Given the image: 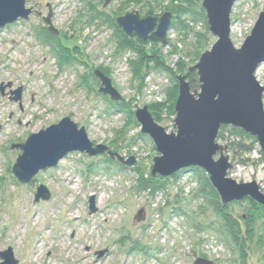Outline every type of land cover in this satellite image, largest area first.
Segmentation results:
<instances>
[{"label":"rangeland","instance_id":"obj_1","mask_svg":"<svg viewBox=\"0 0 264 264\" xmlns=\"http://www.w3.org/2000/svg\"><path fill=\"white\" fill-rule=\"evenodd\" d=\"M168 2L162 0L158 15ZM148 4L144 0H29V19L0 31V252L10 248L19 264H193L197 258L213 264H264V214L248 202L227 206L224 212L235 220L229 224L215 211L208 187L199 192L197 185L186 193L176 180L154 194L138 187L141 172L150 173L158 153L140 132L134 113L164 101L173 83L168 74L154 70L141 82V72L134 70L136 56L118 49L110 22L130 12L144 16ZM263 6L264 0L236 2L230 16L235 48L249 36ZM195 11V16L182 17L186 27L177 23L170 30L169 49L161 51L169 67L177 57L193 67L216 41L208 31L201 0ZM48 12L60 33L50 34V40L42 35L47 30L42 19ZM59 39L80 48L82 54L76 51L72 59L60 56ZM177 43L182 46L179 50L173 46ZM198 43L203 51L197 57ZM81 60H87L88 66ZM94 70L112 81L120 102L99 93ZM255 77L264 88V63ZM18 89L20 100L13 101L12 93ZM262 99L264 106V93ZM66 117L83 127L94 145H105L125 160L133 157L135 164L125 167L109 162L106 155L72 153L27 185L19 183L12 168L21 151L11 146L25 143L32 134ZM153 117L168 134L176 132L175 115L165 112ZM222 128L216 143L229 158L232 168L227 176L239 184L255 182L264 193V161L258 145L244 152L237 144L249 140L234 128ZM39 186L48 190L47 202L34 203ZM175 194L180 197L178 204ZM90 197L95 198L93 214ZM140 210L145 218L137 222Z\"/></svg>","mask_w":264,"mask_h":264},{"label":"water","instance_id":"obj_2","mask_svg":"<svg viewBox=\"0 0 264 264\" xmlns=\"http://www.w3.org/2000/svg\"><path fill=\"white\" fill-rule=\"evenodd\" d=\"M29 0H0V31L13 23L27 21L32 14L26 8ZM238 0H201L206 15L209 33L216 39L210 50L205 51L189 70L197 74L199 87L191 91L184 76H177L178 96L174 106L175 133L168 134L150 115L147 106L137 108L135 119L140 132L154 144L157 156L152 159V177L170 178L179 172L193 168L203 170L216 191L222 205L250 199L264 207V193L255 182L236 183L227 176L232 168L225 148L216 143L221 127L241 130L253 137L264 154V88L254 74L264 63V6L249 36L240 48H235L230 38L231 12ZM51 12L44 17L49 34L60 33L51 23ZM172 17L164 13L159 17H141L137 12L126 13L116 19L122 33L141 40H153L162 48L167 46V33ZM100 83L99 93L114 102L122 100L112 86V81L101 71H94ZM4 88L1 87V91ZM20 89L13 92V101L20 100ZM12 150L21 154L12 168L19 183L27 185L39 172L54 168L67 155L85 154L89 157L106 155L125 167L135 164L133 157L125 160L105 145H94L83 127H78L69 118H63L27 138L25 143L12 145ZM218 154V158L214 157ZM48 190L39 186L34 203L47 202ZM89 212H96L95 198L89 199ZM143 210L135 216L137 222L144 220ZM103 253H99V257ZM0 264H19L10 248L0 252ZM193 264H213L197 258Z\"/></svg>","mask_w":264,"mask_h":264},{"label":"trees","instance_id":"obj_3","mask_svg":"<svg viewBox=\"0 0 264 264\" xmlns=\"http://www.w3.org/2000/svg\"><path fill=\"white\" fill-rule=\"evenodd\" d=\"M144 1L149 3L148 11L145 12L144 16L138 12L137 13L141 17H147V16L159 17L164 13H170L172 17V23H171L170 30H172L177 23L182 24L183 27H186L184 21L182 20V17L186 15H194V16L197 15L198 12L195 11V6L197 2H199L200 0H169L167 6L163 8V12H160L159 15H158V12H156V9L161 7L160 5L162 3V0H150V1L144 0ZM151 3L154 4L153 7L151 6ZM110 25L113 27L114 37H115L118 49L127 50L136 56L137 61L135 63L136 67L134 68V70L136 73L137 72L139 73V71L141 72L140 74L141 82L143 81L144 76L150 70L166 73L170 76V79L172 80V83H173L172 86L166 90L165 100L162 102H153L147 105V109L150 115L152 117L154 115L159 116L165 112H167L169 115H175L174 106H175V102L178 96V85H177L176 78L177 76H184L186 82H188L190 86L191 91H194V90H197L199 87L196 72L190 71L189 69L191 67L188 66L186 61L181 57L175 58L173 67L167 66L164 60L165 58L161 53L162 47L160 46L158 42L153 41V40L144 41L136 37H132V38L126 37L122 33V31L118 28L116 24V18L112 22H110ZM42 35L46 40L52 39L51 35L45 29L42 31ZM202 39L205 40L207 38L204 36V38ZM66 41L67 40L59 39L57 42V47H58L60 56L66 59H70V58L72 59V58H75L74 54L76 53V51L82 54L80 48H76V47L71 48L66 44ZM168 44H169V41L167 40V45ZM173 46L177 50H179L175 44ZM196 48H199L198 55H197L198 57L203 51V50L201 51L202 49L201 44L198 43ZM171 53H175V52L173 51ZM81 62L85 64L86 66H88L87 60L86 61L81 60ZM222 131H223V128L221 127L220 132L218 134V138L222 136V133H221ZM234 132L241 134L242 137H245L250 142L249 144H244V143L237 144L240 150L250 153L256 148L257 142L253 137L237 129H235ZM258 153L262 155V160L264 161V156H263L264 154L261 151H258ZM108 161L112 163L111 160H108ZM184 173L189 174L190 176H192L194 180L197 181L198 186H199V192L205 191L206 187H208L211 190L215 198L214 202L212 203L215 211L220 213L222 219L228 220L229 224H232V223L234 224L235 223L234 218L230 214H226L224 212V210L227 208L229 204L222 205L219 203L220 201L219 196L216 195L217 193L211 186L206 173L201 169L193 168L186 172L182 171V172H179L173 175L170 178H160L158 176L152 177L150 173L143 174L141 172L139 180H138V187L141 191H149L151 192V194H154V192L158 193L161 190H166L165 189L166 183L169 185L170 180H176ZM174 198L176 200L175 203L178 204L177 199H179L180 197L175 194ZM243 201L248 202L251 207H253L255 210H259L260 212L264 214V207L256 204L255 202H253L252 200L248 198ZM176 209H177L176 207L173 208L174 212ZM232 231H233V228H232ZM202 235H207V234L202 232Z\"/></svg>","mask_w":264,"mask_h":264},{"label":"built area","instance_id":"obj_4","mask_svg":"<svg viewBox=\"0 0 264 264\" xmlns=\"http://www.w3.org/2000/svg\"><path fill=\"white\" fill-rule=\"evenodd\" d=\"M173 39V35L170 33V31L167 34V40L170 41ZM178 49H181V44L177 43L175 44ZM166 49H169V44L165 47ZM257 71V70H256ZM256 73V72H255ZM255 76V74H254ZM256 78V77H255ZM176 183L181 187L186 193L191 190L192 187L197 186L196 180L192 178L189 174L184 173L181 175L178 179H176ZM194 185V186H193ZM209 250V249H208Z\"/></svg>","mask_w":264,"mask_h":264},{"label":"bare ground","instance_id":"obj_5","mask_svg":"<svg viewBox=\"0 0 264 264\" xmlns=\"http://www.w3.org/2000/svg\"><path fill=\"white\" fill-rule=\"evenodd\" d=\"M52 18V17H51ZM14 193V192H13ZM104 221L106 222V218L104 219ZM44 232V231H43ZM45 239H43V241H44Z\"/></svg>","mask_w":264,"mask_h":264},{"label":"clouds","instance_id":"obj_6","mask_svg":"<svg viewBox=\"0 0 264 264\" xmlns=\"http://www.w3.org/2000/svg\"><path fill=\"white\" fill-rule=\"evenodd\" d=\"M170 31V30H169ZM168 34V33H167Z\"/></svg>","mask_w":264,"mask_h":264},{"label":"flooded vegetation","instance_id":"obj_7","mask_svg":"<svg viewBox=\"0 0 264 264\" xmlns=\"http://www.w3.org/2000/svg\"><path fill=\"white\" fill-rule=\"evenodd\" d=\"M51 20H52V18H51Z\"/></svg>","mask_w":264,"mask_h":264}]
</instances>
